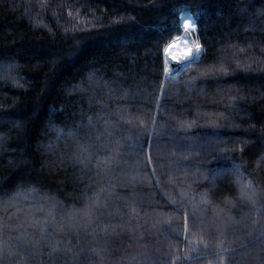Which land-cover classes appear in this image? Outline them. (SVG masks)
I'll list each match as a JSON object with an SVG mask.
<instances>
[{
  "label": "trees",
  "instance_id": "16d2710c",
  "mask_svg": "<svg viewBox=\"0 0 264 264\" xmlns=\"http://www.w3.org/2000/svg\"><path fill=\"white\" fill-rule=\"evenodd\" d=\"M0 264H264V0H0Z\"/></svg>",
  "mask_w": 264,
  "mask_h": 264
},
{
  "label": "rangeland",
  "instance_id": "374dc122",
  "mask_svg": "<svg viewBox=\"0 0 264 264\" xmlns=\"http://www.w3.org/2000/svg\"><path fill=\"white\" fill-rule=\"evenodd\" d=\"M185 19H188L187 15L184 17L183 21ZM197 43L199 42L195 36V28L187 29L183 24V32L180 35L173 37V39L167 44L171 45L168 53L164 52L165 67L167 66L168 68L167 75L171 73L176 74L180 68L190 63L196 56L199 57L202 48L200 46L199 49H196L195 45ZM186 53L189 54L186 55ZM173 57L176 58L173 59Z\"/></svg>",
  "mask_w": 264,
  "mask_h": 264
},
{
  "label": "snow or ice",
  "instance_id": "6c2138e0",
  "mask_svg": "<svg viewBox=\"0 0 264 264\" xmlns=\"http://www.w3.org/2000/svg\"><path fill=\"white\" fill-rule=\"evenodd\" d=\"M183 24H184L185 28H187V29H194L195 26H196V24H195V20H194V18L191 17V14H190V13L188 14V19H185V20L183 21ZM170 47H171L170 44L167 45V46L164 48V52H165V53H168ZM195 47H196V49H199V48H200L199 43H197V44L195 45ZM188 54H189V53H186V55H188ZM175 58H176V57H173V59H175ZM165 71H168L167 66L165 67ZM225 251H226V249H225Z\"/></svg>",
  "mask_w": 264,
  "mask_h": 264
},
{
  "label": "water",
  "instance_id": "95a60500",
  "mask_svg": "<svg viewBox=\"0 0 264 264\" xmlns=\"http://www.w3.org/2000/svg\"><path fill=\"white\" fill-rule=\"evenodd\" d=\"M197 58H198V56L195 57V59H197ZM182 68H183V67H182ZM182 68H180V70H181ZM180 70H179V71H180ZM179 71H178V72H179Z\"/></svg>",
  "mask_w": 264,
  "mask_h": 264
},
{
  "label": "bare ground",
  "instance_id": "6f19581e",
  "mask_svg": "<svg viewBox=\"0 0 264 264\" xmlns=\"http://www.w3.org/2000/svg\"><path fill=\"white\" fill-rule=\"evenodd\" d=\"M180 62H181V61H180ZM180 62H179V63H180Z\"/></svg>",
  "mask_w": 264,
  "mask_h": 264
}]
</instances>
